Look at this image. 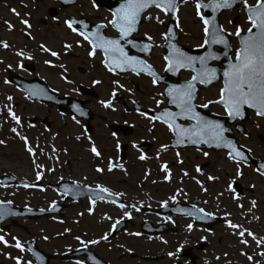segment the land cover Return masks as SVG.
Wrapping results in <instances>:
<instances>
[{
  "label": "rangeland",
  "instance_id": "1",
  "mask_svg": "<svg viewBox=\"0 0 264 264\" xmlns=\"http://www.w3.org/2000/svg\"><path fill=\"white\" fill-rule=\"evenodd\" d=\"M250 2V0H248ZM179 13L177 14L178 27L180 29V37L178 42L190 49L200 47L203 42V24L199 17L196 15L195 0H188L187 3L180 2ZM86 4V3H85ZM84 4V5H85ZM55 4L53 1L43 4H32L31 0H0V21L11 23L13 29L21 31L19 38L17 39L14 34H7L0 30V39L4 38L6 42L14 45L13 52L23 51L32 48L31 52L35 53V58L32 64L36 66V71L33 76L42 77L43 59H48L52 65L59 62L53 60V56L50 53H46L40 50V45L43 44L52 51L59 52L58 41L63 37L71 39L72 43L75 38H72L68 31L63 29V32L57 28L60 24H63V16L55 20L47 19L46 15L50 8H53ZM56 7V6H55ZM13 9L19 16L13 13ZM89 14V7L86 9ZM76 12V11H75ZM72 12H68V15ZM156 17L167 23V16L164 13L152 12L153 25L146 26L150 32H153V28L158 30V21ZM27 19L31 24V28L38 32L37 38H32L31 42L24 40L26 29L21 23V20ZM231 21V23H229ZM221 25L227 30L228 33L235 31L236 27L246 31L249 27L247 23V17L242 8L235 11L223 13L220 18ZM7 25V24H6ZM34 27V28H33ZM35 35V32L31 33ZM30 34V35H31ZM154 42V53L149 62L156 68L157 71L162 73L165 69V61L163 59V40L155 38V34L150 35ZM232 36V47L234 56L237 49V40L234 35ZM79 45V44H78ZM80 46V45H79ZM81 48V49H80ZM73 47L70 49L71 53L68 54L66 59L73 73H71L70 79H66L65 76L49 77L50 87L60 94H64L61 90L66 88L68 95H75L73 90H76L74 84H84L92 88L97 87L98 98L92 100L93 113L97 118L93 120V133L89 135L84 130V122L69 115L61 116L56 108L51 106H41L29 103L24 95L18 91H13L11 87L4 81L3 86L0 85V174L12 175L15 178L28 180L31 182L37 181V171L42 173V180L44 183L54 182L61 180L62 178L68 179L69 176L74 180H83V176L93 175L92 160L98 159L101 161L100 168L104 174L109 172L108 162L112 161L114 164L113 169H125L129 171L128 176L120 175H108L106 181L111 186L114 192H118L124 199L129 202L139 200L143 195L148 192L158 190L165 191L166 193L172 192L181 186H204L207 187L208 193L216 194L215 200L220 201L225 208L227 214L228 211L235 212V218H246L249 223H256L255 227L251 225L250 231L255 232V235L264 237V180L261 179L255 172L253 167L240 166L243 172V176L237 178L235 176L237 165L235 162L228 160L227 156L223 153L209 152L207 156L204 153H198L195 151H167L162 146L167 145L171 139V134H168V130L157 122L150 121L148 116H142L131 112L125 113L123 103H126L128 107L132 106L129 101L130 97L137 99L144 109H159L165 104L163 99V87L153 84L148 78L139 77H114L104 71L102 67V58L98 56H89L87 48ZM40 50V52H39ZM0 49V69L1 73L6 72L10 67L9 60L12 59V54L6 53L3 56V52ZM68 51V50H67ZM64 51V55H66ZM46 55V56H44ZM87 56L88 62H78L75 58L78 56ZM29 57V55L27 54ZM37 56V58H36ZM82 58V56H81ZM14 61L17 65L29 64L31 59L25 56H16ZM74 62V63H73ZM51 65V66H52ZM34 66V67H35ZM90 68L91 72L88 75H82L77 69ZM93 67V68H92ZM0 73V75H1ZM191 72H182L180 77L182 79H188ZM36 76V77H37ZM94 81H101L99 84H95ZM76 82V83H75ZM118 82V83H114ZM221 88L220 84L210 86L207 89H203L200 93L198 104L208 103L209 100L218 99V92ZM115 92L116 96L113 97L112 93ZM118 94H122L123 99H116ZM11 96L12 100H8L7 97ZM112 100L113 108L101 107V101ZM157 101H161L157 105ZM11 108L17 116L20 117L21 123L17 125L10 116L8 109ZM211 111L221 114V108L215 104H210ZM115 109V110H113ZM37 121L31 124V121ZM46 121L47 123H44ZM78 121V123H77ZM112 123H123L134 128L130 137H124L116 135L107 128ZM248 125V138H242V142L247 145L254 153L259 156L264 154V143L258 139L259 135L264 137V122L255 118L247 123ZM12 128H16L17 133L11 131ZM151 129V130H150ZM24 136L28 140V146H30L35 155L30 154L27 151L25 142L20 138ZM79 137V139H77ZM143 140L150 141L154 148L149 157H146L145 163L147 165L139 164L141 159L140 152H138L133 145L140 143ZM117 143L128 144L130 146L126 160L122 161L119 158V149L116 147ZM93 144L102 153L107 152V156H112L106 163L103 155L101 157H94L91 152ZM246 147V146H245ZM246 147V148H247ZM102 153V154H103ZM179 154V155H178ZM99 163V162H98ZM130 168H129V166ZM40 165V168L36 166ZM81 165V166H80ZM100 165V164H99ZM167 166L168 171L163 170V166ZM197 167L201 169L197 172ZM114 173L113 171H111ZM187 172L188 175L184 173ZM216 176L218 179L209 180L208 176ZM166 177H169L166 179ZM199 181L200 183H197ZM232 183L233 191L228 190V184ZM166 186L167 188H163ZM211 186V188H209ZM44 186L43 192L22 189H3L0 187V200L11 201L19 206H30L35 208H46L51 202L57 200L58 197L52 190H47ZM117 193V192H116ZM206 192L204 191V194ZM222 193V195H221ZM234 196H238V199H233ZM223 198V201H222ZM234 200V201H230ZM256 201L257 205L253 207L251 205L247 208L246 212L238 214V206H235L239 201ZM247 202V203H248ZM128 213L126 210L124 213ZM133 212H130V215ZM113 215V214H112ZM21 223V221L19 220ZM35 224V223H34ZM43 222H41V225ZM236 224H240L237 223ZM25 226L30 227L29 222H24ZM38 224L31 226L33 232L36 233ZM260 226V229H258ZM46 227V226H45ZM263 229V231L261 230ZM13 230L9 236H6V232L0 233L4 235L8 240L9 245H13L15 241L12 237L18 238L20 241L28 239L23 232L17 229ZM10 237V238H9ZM23 253V252H22ZM24 254V253H23ZM21 252H18L15 247H5L0 244V264H16L15 258H20L22 263L25 257ZM7 258H11L9 260ZM7 259V260H6Z\"/></svg>",
  "mask_w": 264,
  "mask_h": 264
},
{
  "label": "flooded vegetation",
  "instance_id": "2",
  "mask_svg": "<svg viewBox=\"0 0 264 264\" xmlns=\"http://www.w3.org/2000/svg\"><path fill=\"white\" fill-rule=\"evenodd\" d=\"M50 1L52 2V0H41L39 4L44 5L46 2ZM106 3L111 8L117 6L116 3L109 0H107ZM54 4L56 7L54 6L48 10L46 18L55 20L56 18H59L60 15H62L63 24H59L57 28L62 32L63 29L64 32L65 30L68 31L70 36L75 38V40H73L72 43L71 39L63 37L62 40L58 41V48H60L61 45V48L58 52L59 58L53 57V60L59 62L61 65H63V67L58 64L51 66L52 64L45 63V60L48 59L42 60L44 69L42 70V77L40 78L45 80L48 86H50L48 81L49 77H53L54 75L59 78L61 76H65V78L68 80L70 79L71 73H73L68 63H65L67 62V57L65 56L71 53L70 49L64 48L66 43L71 44L72 48L83 47L90 51V46L88 45L87 41L68 29L64 21L70 20L71 18H86L88 21L95 24L94 26L107 25L106 28H103L104 35L110 38H115L118 36L116 30L113 29L110 24H108V21L112 18V12L110 11L111 9H97L93 6L92 0H78L73 7L68 9H64L59 3ZM87 7H89L90 10L89 14H87L86 11ZM153 11L158 12L160 10L150 9L147 13L142 15L138 28L139 32L137 35H135V39H139L142 41V43L151 45V48L148 51L149 54L143 55L149 64H151L149 60L154 53V42L149 40L148 36L154 33L155 38L163 40L162 49L164 51L165 32L168 25V20L167 23L165 21L164 23L158 22V30L155 28H153V32L146 30V26L153 25ZM68 12H72V14L67 16ZM164 15L166 14L164 13ZM149 17H151V19H149ZM21 28L26 29L24 40L27 42H31L32 38L38 37V32L34 31L32 28L23 26H21ZM0 30L7 34H14L17 39L21 33V31L17 28L10 31L7 25L1 21ZM33 32H35V35L31 34ZM26 33H30L31 35H26ZM0 40L5 41L4 38H1ZM9 45L10 47L8 49H4L2 46H0V49L2 50L1 52L4 53L3 56L7 57L6 53L8 54L10 52L12 54V59L9 60L10 67L7 69V71H3V73H1L2 71L0 69V85L3 86L2 82L7 81V85L11 87L13 91H18L15 86L8 83L9 73L14 72L17 75L25 77V79L29 80L34 78L33 75L36 71V66L33 64L35 66H33L34 72H30L28 71L30 69L26 63L23 64L22 67L17 65V62L14 61L17 55L16 52H13L14 45L16 44ZM31 50L32 48L27 49L24 55L26 58L28 57L27 54L32 57L29 63L35 62L32 61L35 58V53H33V51L31 52ZM64 51H66V55H64ZM81 56H78L75 59L77 61L79 59L80 62L82 61L85 63L86 58V62H88V55ZM95 56L102 58L103 62V55L100 52H97ZM141 56L142 55H138L136 57ZM77 70L82 75L87 73L89 75L91 72L89 67L84 69L79 66ZM81 85L88 89H94L97 92L96 86L95 88H92L84 84H76V86L74 84V87L76 88V90H73L75 95H79L78 88ZM61 91L64 94H60L58 92L56 93H58L60 96L77 98L74 95H68L69 93L66 88H63ZM87 98L88 97H84L83 99ZM116 99H123L122 94L120 97L118 94ZM92 100L95 99H91L89 101L87 105L88 107H90V105L92 106ZM65 101L62 103V110L61 107L59 109L54 106L51 107L56 108L57 112L61 116L69 115L73 117L68 111H64V108L67 109V106H69L68 104H65ZM129 101H131V98H129ZM67 102H70V100ZM34 104L39 105L37 103ZM41 106L45 107L48 105ZM132 106L128 107L126 103H123L125 113L130 114L132 112ZM101 107H103V105H101ZM96 118L97 116L95 114L94 120ZM36 122L37 121L33 120L31 121V124ZM44 123L47 122L44 121ZM119 124L126 125L123 123ZM117 135L121 136V134ZM151 145L152 148H154L153 144ZM145 154L147 157H149L150 155L148 154L151 153ZM145 154L141 153L140 156ZM102 155L106 160V163L112 158V156H107V152H104ZM127 155L128 152L126 157ZM252 155L256 158L264 157V154L261 157L253 151ZM120 160L124 161L126 158ZM101 163L102 162L98 161V159H94V161L91 163L94 174L92 175L90 173V176H83L84 178L81 181L74 180L73 177L69 176L68 179L62 178L61 180L59 179L54 182H49L48 184L41 180L39 182L40 187L37 189L28 187V192L31 193L33 191L43 192L42 190L44 186L47 188L46 191L52 190L57 194L58 199L51 202L47 208L51 205H57L60 206L61 209L56 215L38 221L20 219L21 223L19 222V224H21L22 227L25 226L24 222L26 221L31 224L29 225L30 227L25 226V231L18 227L10 228L5 231L6 236H9V234L13 231L11 229H17L18 231L23 232V234L26 235L28 239L21 241V243H23L25 246H30L31 248L36 246L42 252L40 259H37V256L34 255L28 248L24 251L16 249L18 252H21V254L24 253L23 257H25V259L22 264H28L29 261H31V264H264V256L260 255L261 252H264V247H258L251 237H246L248 240V246L245 247V245L239 243L238 236L233 234L234 230L229 228L227 224L209 227L206 224L196 223L193 217L183 215V212L180 210L177 211L182 212L181 214H174L177 208L176 205H195L198 208L204 209V211L207 213H211L216 216H222L219 213L223 212V210L225 211V208L222 205L215 204V202L208 200L204 194V186H200V188L199 186H193L192 188L191 186L180 185L177 189H174L170 193L158 190V188L156 191L148 192L139 200H135L133 202H129L120 195L124 199V202L112 203L110 200H100L97 194L91 190L96 189L97 185H100L109 189L110 192H117L116 194H118V192L122 190H116V192H114L113 190L115 189L111 188V186L108 184L109 180L107 182L106 178L108 175L112 174L127 177L129 171L127 168L113 169L112 171L114 173L109 171L101 174L100 172L96 171L98 167L100 168ZM31 183L34 184V182ZM59 183H62L60 184V188L63 190H65V188L75 186L76 189L82 193L76 194L73 197L59 195L53 188V186H56ZM163 188L165 189L167 187L164 186ZM92 199L96 200L95 205L91 203ZM163 202H167V207L162 206ZM120 204H124L125 207H119ZM210 206H213L211 210ZM90 209L91 213L89 211ZM137 209H139V211H137ZM146 209L152 211H147ZM158 209L162 210L158 211ZM126 210H128L129 214L130 212H133L130 215L131 218L125 215L124 212ZM106 217H110V219ZM116 221H119V224L115 229H113L112 226L116 223ZM41 222H43L42 225ZM124 222L127 223L126 227L120 225ZM34 223L38 224V227L37 225L34 227L36 228V233L33 232V227L31 229V226L35 225ZM189 223L193 225L191 230H189L187 227ZM158 228L160 229L158 234H144L145 230H155ZM136 233H139V235H136ZM253 233L255 234V232ZM105 235L108 236V239H101V237ZM45 237H47V239H45ZM77 237H79V239H77ZM92 240H97L99 242L92 244L90 243ZM81 241H85L87 243V247H85L84 244H81ZM242 251L245 252L246 255H241ZM169 253H172L173 255L170 256ZM249 255L253 256L252 261L247 259V256ZM218 257L219 259H217ZM7 259L12 260L11 258Z\"/></svg>",
  "mask_w": 264,
  "mask_h": 264
},
{
  "label": "snow or ice",
  "instance_id": "3",
  "mask_svg": "<svg viewBox=\"0 0 264 264\" xmlns=\"http://www.w3.org/2000/svg\"><path fill=\"white\" fill-rule=\"evenodd\" d=\"M187 3L188 0H183ZM241 4L243 10L246 13L247 23L249 27L246 29V34L244 30L240 27H236L235 31L228 33L227 30L219 25L217 21V13L221 9H231L234 4ZM95 6V5H94ZM159 9L166 15H175L179 10L177 0H122L118 7L112 11V18L108 21L113 29L119 34L118 38H110L102 33V29L106 28L107 25H97L96 30L93 31H83L75 27L77 24L75 20L64 21L65 25L72 32L83 37L90 46L89 56H95L99 51L104 56V66L109 72H124L131 70L132 72L139 75L140 73H146L153 77V84L157 82L156 73L154 72L151 65L147 64L146 61L140 59L136 56H129L127 52L124 51V47L121 41H127L128 43H133V41L128 40V37L132 35L133 32L137 31L138 22L141 19L142 14L148 9ZM195 10L196 15L199 17L203 24V43L200 45L202 48H206L203 55L190 56L187 55L176 43L171 42L174 37L171 30L166 34V47L169 49L167 55L164 56L166 62L165 71L167 72H178L181 69L190 70L193 74L189 80L179 85H173L169 87L166 92L161 93L169 104L174 105L177 111H169L167 108L162 110L155 116L148 117L150 121L159 120L162 124L166 125L168 130L175 137V142L177 144H209L214 145L216 148L227 149V158L230 161H234L237 165L235 176L237 178L242 177L244 174L241 170V164L245 161L246 157L242 151L237 150L236 145L232 140L225 137V133L230 131L224 127V125L218 120H211L201 115L197 111V105L195 101L199 98L197 92V84L208 86L214 81L222 79V87L218 92V99L209 100L208 103L202 104L201 107L208 108L210 104H218L222 106L226 116L232 120L243 119L245 116V108L252 109L255 111L258 117H264V0H255L254 4H249L248 0H195ZM205 10H210L212 15L208 17L202 14ZM14 14L19 16V13L12 10ZM151 19V17H149ZM159 23H164L159 17H156ZM21 23L27 28H31V24L27 19L21 20ZM231 23V21H229ZM8 29L13 30V25L6 22ZM178 26V25H177ZM87 28V25H83ZM30 35V33H26ZM234 35L238 41L239 46L236 49L235 57L230 58L226 67L223 68L220 75H218V69L216 67L210 66L211 61L219 60L220 54L217 53L214 46L221 45L225 49L223 55L225 57L229 56V51L231 49V44L228 36ZM151 40L152 37L148 36ZM0 46L4 49H8L10 45L6 41H0ZM133 46H136L133 43ZM65 49H71V44H65ZM151 45L144 43L139 46L138 50L141 52H148ZM40 50L46 53H50L51 56L59 58V54L56 51H52L45 45H40ZM17 56L23 57L25 54L23 51H18ZM31 59L32 57H27ZM46 64H51L50 61L45 60ZM55 66V65H52ZM22 67V65H21ZM63 67V65H61ZM7 83V81H5ZM95 84L101 83V81H94ZM118 83V82H114ZM112 96L115 97L116 93L113 92ZM8 100H12V97H7ZM136 103V101H133ZM161 101H157L159 105ZM104 108H113V103L111 99L106 101H101ZM74 110L80 112L81 115L84 113L76 106L73 105ZM115 110V109H113ZM10 118L15 121L17 125L21 123L19 116L12 111L11 108L8 109ZM142 116L146 113L141 112ZM75 119V117H74ZM178 121H191L189 124L178 123ZM78 123V121H77ZM151 130V129H150ZM12 132H17L16 128L11 129ZM115 135V133L113 134ZM20 138L25 142L27 151L35 155L34 150L28 146V140L24 136ZM79 139V137H77ZM3 141H0L2 144ZM117 148L120 145L117 143ZM135 147V145H133ZM163 149L167 148V145L162 146ZM91 152L96 157H101L102 153L93 144L91 147ZM179 155V154H178ZM205 156L208 155L207 152L204 153ZM141 160H145L146 157L141 155L139 157ZM40 168V165L36 166ZM108 170L112 171L114 164L112 161L108 162ZM165 172L168 171L167 166H163ZM197 172L201 169L197 167ZM97 172H102L103 168H97ZM261 176H264V166L261 169H257ZM188 175L187 172L184 173ZM42 177V173L37 171L36 179L39 181ZM169 177H166L168 179ZM209 180H216V176H208ZM197 183H200L197 181ZM25 188L31 187L28 183H24ZM228 190L233 191L232 183L228 184ZM95 192L100 200H104L107 197H112L113 193L109 191L106 187L97 185V188L91 190ZM69 193V189L65 188V195ZM123 195V194H119ZM222 195V193H221ZM238 196H234L233 199H238ZM112 203H116L115 199L111 200ZM11 201H0V221L4 220L6 216L16 215L17 213L12 212L6 205H11ZM91 203L95 205L96 200L92 199ZM253 207L256 205V201H252ZM163 207H167V202H163ZM119 207L124 208V204H120ZM242 207V205H241ZM55 205H53V210ZM44 211V209H41ZM91 213V209L89 210ZM139 211V209H137ZM184 211V210H181ZM186 215L192 216L197 220H202L205 217H210L212 214L207 213L204 209H197L195 205L192 206L191 211L185 212ZM126 216L131 218L129 213H125ZM110 219V217H106ZM119 224L116 221L113 224V229ZM226 224L229 228L234 230V235L239 238V243L248 246V240L246 237H251L258 247H264V237H257L252 231L243 228V225L236 224L230 220H226ZM188 229L191 230L193 225L189 223L187 225ZM139 235V233H136ZM15 241L13 245H9L8 240L4 235H0V244L5 247H15L21 251H24V246L21 241L12 237ZM47 239V237H45ZM79 239V237H77ZM103 240H107L108 236L105 235L101 237ZM99 241L92 240L90 243L96 244ZM87 247L85 241H81ZM179 251V249H178ZM169 255H173L169 253ZM241 255H246L245 252H241ZM264 256V252L260 253ZM37 259H40L37 256ZM219 259V257L217 258ZM249 261L253 260V256H247ZM16 264H22L20 258H15ZM31 264V261L28 262Z\"/></svg>",
  "mask_w": 264,
  "mask_h": 264
},
{
  "label": "water",
  "instance_id": "4",
  "mask_svg": "<svg viewBox=\"0 0 264 264\" xmlns=\"http://www.w3.org/2000/svg\"><path fill=\"white\" fill-rule=\"evenodd\" d=\"M57 1L62 2V4H63V3H66V4L68 3V2H66V1H68V0H57ZM75 1H76V0H72V2H71L70 4L74 3ZM94 1H95V5H96V6H104V7H106V8L109 7L108 4H107L104 0H94ZM109 1H110V0H109ZM178 1H179V0H177V3H178ZM111 2L117 3V2H115V1H111ZM68 5H69V4H68ZM235 6H236V4H234L233 7H232L231 9H233ZM116 7H118V6H116ZM109 8L112 9L111 7H109ZM226 10H229V9H221L220 12L216 14V15H217V21H218V18H219V14H220L222 11H226ZM146 11H147V10H146ZM202 14H204V15H206V16H208V17H211V15H212V13H211L210 10H205ZM169 15H170V18H171V22H170V24H169V27H168V31H167V33L169 32V30H171V33H172V35H173V37H174V39H173L171 42L175 43L176 39L178 38V31H177V27H176V23H175V15H172V14H169ZM80 30H83V29H80ZM83 31H89V30H83ZM93 32H94V31H93ZM133 33H135V32H133ZM167 33H166V34H167ZM128 40L133 41V43H134L135 45L138 44V43H139V46L142 45V44L140 43V41H135V40H133V39H132V35H131L130 37H128ZM133 43H128L127 41L125 42V47H126V48H124V51L127 52L129 56H132V55H130V53H132V52H139V53H141V54H143V55H148V54H149L148 52H141V51H139V50H138L139 46H133ZM177 46H179V45H177ZM220 46H221V45H220ZM179 47H180V48H181V49H182L187 55H190V56H199V55H203V54L205 53V51H206V48H205L204 51L194 52V51H190V50L186 49L185 47H182V46H179ZM221 47L223 48V46H221ZM128 48H129V50H128ZM165 49L167 50V53H168V50H169V49H168L166 46H165ZM223 51H225L224 48H223ZM167 53H166V55H167ZM220 55H222V53H221ZM138 58L144 60L143 57H138ZM227 64H228V62L224 63V66L226 67ZM31 69H32V68H31ZM153 70H154V69H153ZM181 70H183V69H181ZM181 70H180V71H181ZM185 70H187V69H185ZM222 70H223V69H222ZM222 70H219V71H218V75H220V73L222 72ZM180 71L175 72V73L167 72V71H166L167 75L164 76V77H160V76H158V75L156 74V79H157V82H156V83H158V84H161V83L164 84V85H165V92H166V90H167L169 87H171V86H173V85H179V84L184 83V82H182V81L179 79V73H180ZM130 72H131V73H134V72H132L131 70H129V71H124V72L117 71V72H115V73H117V74H123V73H130ZM154 72H155V71H154ZM135 74H136V73H135ZM142 74L147 75V76H150V75H148V74H146V73H143V72H142ZM150 77H152V76H150ZM152 78H153V77H152ZM174 79H176L178 82H177V83H174V82H173ZM216 81H217V80H216ZM216 81H214V82H216ZM10 82H11V83H14L15 85L18 86L19 89H21V90H23L24 92H26V93H27V97H28L30 100H32V101H38V102H40V103H44V104L57 105V106H59L58 108L61 107V110H62V106H61V105H62V103H64V101H65L66 98L62 99V98L58 97L54 92H52V91L46 86V84H45L43 81H41V80H39V79H34V80H31L30 82H28V81H25V80L20 79L19 77L12 76V77L10 78ZM214 82H213V83H214ZM208 86H209V85H208ZM208 86H204V87H208ZM197 90H198V88H197ZM80 91H81L82 94H90V95H92V96L95 97V94H94V93L88 91V90L85 89V88H80ZM85 103H86L85 101H77V100H70V102L65 101V104H68V105L71 107V113H72V114H74V115H76V116H78V117H80V118H85V119L88 121L87 128H88L89 131H92V128H91V126L89 125V121L93 118V115L91 114L90 110H88V109H86V108L84 107ZM73 105H76V106H77V107H78V108H79L84 114L81 115L80 112L74 110ZM166 108H167L169 111H177V109L175 108V106H174V105H171V104H169V103H168V105H167ZM172 108H173V109H172ZM164 109H165V108H163L162 110H164ZM162 110H161V111H162ZM249 110H252V109L245 108V110H244V111H245V116H244L243 119H240V120L244 121V120L247 119V112H248ZM64 111H66V109H64ZM136 111H138V112H142V110L140 109L138 103H136ZM161 111H159V112H150V113H151V117L157 115V114L160 113ZM197 111H198L201 115L205 116V117L208 118V119H211V120H218V121H220V122L224 125L225 128H227V127H226V123H228L229 121H233V120H231V119L228 118V117H227V118H220L219 116H216V115H214V114H211V113L209 112V108H204V107H203V108H199V107H197ZM185 122H188V121H178V123H182V124H184ZM190 122H191V121H190ZM227 129H228V128H227ZM112 130H114V131H122L125 135H129V134H131V132H132V130H131L130 128H124V127H118V126H117V127H113ZM224 135H225V137H226L227 139H230V140L233 141V143H234V144L236 145V147H237V150L242 151V152L244 153L246 159H245V161H244L243 163H245V164H250L251 162H253V163L256 164L257 169H261V167L264 166V163H263L262 161H252V160L250 159V157H249V155H248V152L245 151V150H243L240 146L237 145L236 140L233 138V134H232L231 131L226 132ZM148 147H149V145H148L147 143H145V145L143 146L144 149H148ZM141 148H142V147H141ZM169 148H170V149L195 148V149H198V150H213V151H215V152L220 151V150L228 151L227 149L216 148L214 145H209V144H195V145L190 144V143L177 144V143L175 142V137H174V139L172 140V142H171ZM126 149H127V147L124 146V147H123V150H126ZM1 179L3 180V182H2V185H3V186L7 185V183H9V184H11V185H12V184H17V185H19V184L22 185V184H23V183H20V182H16L15 180L10 179V178H8V177H2ZM87 192H88V191H87ZM106 197H107V196H106ZM107 198H109V197H107ZM114 198H116V197H114ZM6 206L9 208L10 211L15 212V213H17V214H16V215H9V216H6L4 220L0 221V229H2L1 225H2L5 221H7L8 219H10V218H12V217H27V216H29V217H31V218H38V217H41L42 215H50V214H51L50 212H43V211H38V210H30V209L16 208V207H13L12 204H11V205H6ZM182 210H184V211H191L192 209H191L190 207H183ZM125 224H126V222L121 223L120 225L124 226ZM13 225H15V222H13ZM209 227H211V225H209ZM158 232H159V231H158ZM26 247H27L28 249H30L34 255L39 256V257L42 256V252L39 251V250L37 249L36 246H34V247H32V248H31L30 246H26Z\"/></svg>",
  "mask_w": 264,
  "mask_h": 264
}]
</instances>
